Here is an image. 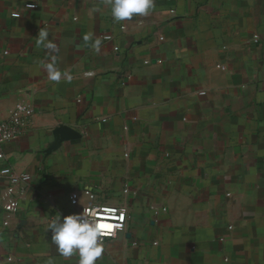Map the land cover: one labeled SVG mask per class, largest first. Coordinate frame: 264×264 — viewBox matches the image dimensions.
<instances>
[{
  "label": "crops",
  "instance_id": "0c3cea01",
  "mask_svg": "<svg viewBox=\"0 0 264 264\" xmlns=\"http://www.w3.org/2000/svg\"><path fill=\"white\" fill-rule=\"evenodd\" d=\"M155 4L0 0V121L34 109L2 144L0 264H78L48 225L89 204L127 207L96 264H264V0Z\"/></svg>",
  "mask_w": 264,
  "mask_h": 264
},
{
  "label": "clouds",
  "instance_id": "9594fccd",
  "mask_svg": "<svg viewBox=\"0 0 264 264\" xmlns=\"http://www.w3.org/2000/svg\"><path fill=\"white\" fill-rule=\"evenodd\" d=\"M107 2L110 5V15L117 23L131 20L136 16H147L156 6L155 0H107ZM98 10L94 9V11ZM48 37L47 30H40L37 36L38 43L53 52L57 51L56 45ZM95 46L99 48V41ZM45 69L51 81L59 83L62 76L71 79L70 76L62 73L55 63L45 64ZM90 215L84 210L82 213L69 214L63 218L58 215L48 225V230L51 232L50 242L56 246L60 256L67 259L77 255L78 264H96L105 252L102 233L115 234V231L123 229L120 223L114 225L97 223L89 218ZM49 264L52 262L49 261Z\"/></svg>",
  "mask_w": 264,
  "mask_h": 264
},
{
  "label": "built area",
  "instance_id": "2783aa9c",
  "mask_svg": "<svg viewBox=\"0 0 264 264\" xmlns=\"http://www.w3.org/2000/svg\"><path fill=\"white\" fill-rule=\"evenodd\" d=\"M14 17L18 16V13L12 14ZM34 114L33 107L26 105L21 102L15 103L9 115L3 121H0V161H2L5 157L2 144L12 139L18 135L25 133L27 128L32 122V117ZM1 174L9 175L10 182L15 183L19 179H25V177H18L16 174H12L9 167H5L0 170ZM10 192L11 189H8ZM126 193V190H123V193ZM85 194L92 198L93 195L89 190H85ZM77 195L75 193L69 196V203L71 205L77 206ZM17 208V202L15 200H10L8 205L6 206L7 210H15ZM83 210L86 213H90V219L96 221L97 223H106L110 225H114L120 223L123 225V229L119 231H115V234L111 233H102V240L106 238H113L117 234L121 233L125 229L126 219H127V207L124 204H89L80 207L75 213H82ZM74 214V213H73Z\"/></svg>",
  "mask_w": 264,
  "mask_h": 264
}]
</instances>
